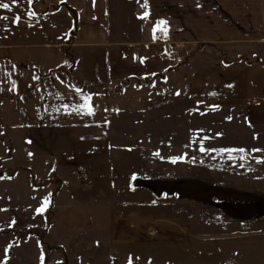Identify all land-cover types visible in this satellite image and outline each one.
Listing matches in <instances>:
<instances>
[{"label": "crops", "instance_id": "crops-1", "mask_svg": "<svg viewBox=\"0 0 264 264\" xmlns=\"http://www.w3.org/2000/svg\"><path fill=\"white\" fill-rule=\"evenodd\" d=\"M2 2L11 10L0 8V17H8L0 19L1 114L11 130L22 133L12 131L11 138L26 145V157L35 161L27 169L38 171L44 161L63 177L93 178L92 190L70 186L67 177L64 190L57 191L60 207L75 209L74 225L100 232L113 226L132 242L142 238L140 227L148 235L150 227L159 238L185 240L181 224L148 205L153 200L141 194L142 186L131 188V178L142 173L143 149L119 144L126 135L111 117L112 92H125L131 82L141 92L155 74L166 81V92L176 91L172 96L187 103L228 99L207 92H264L263 60L192 64L188 55L192 42L264 43V0ZM9 173L4 169L1 178ZM128 222L135 224L131 232L123 227Z\"/></svg>", "mask_w": 264, "mask_h": 264}, {"label": "rangeland", "instance_id": "rangeland-1", "mask_svg": "<svg viewBox=\"0 0 264 264\" xmlns=\"http://www.w3.org/2000/svg\"><path fill=\"white\" fill-rule=\"evenodd\" d=\"M188 55L192 64L261 63L264 43L192 42ZM155 76L145 91L133 82L125 92L111 91V117L126 135L119 144L143 149L142 173L131 178V188L142 186L153 200L148 205L181 224L185 240L140 227L142 238L132 242L113 226L100 232L71 223L75 209L60 207L57 191L67 177L70 186L92 190L93 178L63 177L44 161L38 171L27 169L35 161L26 157V145L12 143V131L22 133L6 125L0 105V264H264V151H253L264 150V92H207L228 99L187 103ZM4 169L10 173L1 178ZM123 227L131 232L135 224Z\"/></svg>", "mask_w": 264, "mask_h": 264}, {"label": "snow or ice", "instance_id": "snow-or-ice-1", "mask_svg": "<svg viewBox=\"0 0 264 264\" xmlns=\"http://www.w3.org/2000/svg\"><path fill=\"white\" fill-rule=\"evenodd\" d=\"M30 2H31V0H30ZM12 3L13 4L17 3V0H12ZM0 8L5 9V10H11L9 3H4V2H2V0H0ZM29 15H34V13H29ZM146 16H148V13H145V17ZM141 18H144V17H141ZM0 19H5L6 20V19H8V17L4 16V17H0ZM15 19L18 22L21 19V17L20 16H16ZM158 23L163 24V23H166V22L165 21H159ZM34 79H39V77H35ZM77 91H80V89L77 88ZM177 94L179 95V93H177ZM85 99L86 100H91V97H86ZM67 107L68 106L65 105V108H67ZM77 110L82 111V109H77ZM87 114H92L91 110ZM228 119H231V117H229ZM200 151L203 152V151H205V149L203 147H200ZM224 151H227V152H237V151L246 152L247 150H245V149H226ZM253 151H264V150L257 149V150H253ZM261 162H264V160H262ZM46 208H47V201H45L44 207L37 209V214H41L43 211L46 210ZM42 261H43V257H42Z\"/></svg>", "mask_w": 264, "mask_h": 264}, {"label": "built area", "instance_id": "built-area-1", "mask_svg": "<svg viewBox=\"0 0 264 264\" xmlns=\"http://www.w3.org/2000/svg\"><path fill=\"white\" fill-rule=\"evenodd\" d=\"M44 263V262H43Z\"/></svg>", "mask_w": 264, "mask_h": 264}]
</instances>
